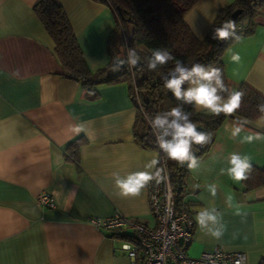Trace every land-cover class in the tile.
<instances>
[{
	"label": "crops",
	"instance_id": "1",
	"mask_svg": "<svg viewBox=\"0 0 264 264\" xmlns=\"http://www.w3.org/2000/svg\"><path fill=\"white\" fill-rule=\"evenodd\" d=\"M38 1L0 0V264H131L121 247L133 243L124 237L130 231L96 227L90 219L119 211L155 226L147 186L138 196L122 197L112 173L142 171L148 160L160 159L159 153L135 140L136 108L125 82L98 85L91 100L78 81L63 75L53 40L34 11ZM56 1L89 69L107 65L115 27L111 8L94 0ZM232 1L198 0L184 20L201 39L217 11ZM253 22L252 34L229 46L222 61L230 90L246 84L264 96V13ZM112 53L119 57L116 45ZM233 53H239V62L232 61ZM237 118L246 119H226L209 150L198 158L200 167L188 169L183 196L194 232L187 252L197 256L218 245L244 252L245 264H259L264 259V184L247 188L244 181L220 174L233 152L251 157L252 166L264 167V140L242 144L231 137L228 126ZM262 119L264 114L246 119L241 136L264 133L258 127ZM77 126L85 131L77 133ZM76 141L74 162L65 150ZM213 183L218 186L215 197L207 190ZM42 192L51 195L53 207L38 204ZM229 195L231 207L225 202ZM212 207L222 214L218 240L195 219L201 209Z\"/></svg>",
	"mask_w": 264,
	"mask_h": 264
},
{
	"label": "trees",
	"instance_id": "2",
	"mask_svg": "<svg viewBox=\"0 0 264 264\" xmlns=\"http://www.w3.org/2000/svg\"><path fill=\"white\" fill-rule=\"evenodd\" d=\"M108 5L114 14L115 27L109 36V53L111 61L91 71L79 47L75 34L67 16L56 0H39L34 11L54 43V53L63 69V75L78 81L86 90L87 99L97 97V87L102 83L125 82L136 108L134 137L144 148L156 149L159 158L166 161L169 181L178 202L184 201V189L188 173L187 166H180L175 161L168 160L166 155L155 143V136L146 116L154 117L157 113L170 110L180 102L175 100L171 92L164 87L161 74H166L174 66L170 61L157 71H149L143 59L135 68L123 65L119 70H113V46L120 45L126 57L127 49L135 47L143 58L151 54L153 49L163 48L176 59L191 65L198 62L204 66L212 65L222 69L223 78L228 85L222 56L225 50L236 41L229 39L220 41L212 38L213 29L229 19L237 23V33L241 37L252 34L253 18L264 13V0H233L229 5L221 7L211 23L206 35L197 38L184 20L185 13L198 0H94ZM240 8L241 13L232 18L231 12ZM125 32V34H124ZM187 85H184L186 87ZM229 87V85H228ZM235 91L244 93L241 107L231 116L221 114L213 116L195 110L193 106L184 105L191 112V119L203 131L211 133V140L204 146H194L199 149L195 154L203 156L211 147L217 129L226 119L242 117L253 120L262 115L257 105L264 103V96L246 84H241ZM94 92V95H89ZM79 141L71 143L65 150L67 158L77 162L75 154ZM247 188L264 184V167L253 166L249 178L244 181ZM134 242L130 235H124ZM259 264H264L261 259Z\"/></svg>",
	"mask_w": 264,
	"mask_h": 264
},
{
	"label": "clouds",
	"instance_id": "3",
	"mask_svg": "<svg viewBox=\"0 0 264 264\" xmlns=\"http://www.w3.org/2000/svg\"><path fill=\"white\" fill-rule=\"evenodd\" d=\"M213 39L226 41L232 39L239 41L241 36L237 33V23L231 19L224 21L219 27L213 29ZM143 59L144 65L149 71H157L174 61V66L161 74L164 87L168 89L175 100L180 103L170 110L157 113L154 117L146 116L148 123L155 136V143L158 148L166 155L168 160L175 161L180 166H187L190 170L200 167V161L196 156L198 148L194 151V146H204L209 143L211 133L198 130V126L191 119V112L184 108L190 105L198 110L205 111L213 116L224 114L231 116L241 107L244 93L242 91L230 90L226 85L222 69L212 65L204 66L195 62L191 65L176 59L169 51L163 48L153 49L151 54L141 57L136 48H128L126 57H114L113 70H119L123 65L135 68ZM233 62H239V53L231 56ZM187 85V87H184ZM90 92L89 95H94ZM260 113L264 114V103L257 105ZM248 120L237 118L228 126L233 139L239 138L240 143H253L254 141L264 140V133L250 132L241 136L245 131ZM258 127H264V119ZM77 133L85 131L83 127L77 126ZM227 167L220 169L221 175H228L233 181L241 182L249 178L252 171L251 157L233 152L226 157ZM160 163L158 158L148 160L142 171H132L125 175L119 172L112 173L114 187L122 197H135L140 195L149 182L160 183L165 179L162 175L164 169L158 168ZM217 185L209 184L207 190L212 197L217 195ZM233 197H226V203L232 206ZM240 214L239 209L236 212ZM222 214L217 212L215 207L201 209L195 219L201 230H207L206 234L215 239H220L223 235V224L221 223Z\"/></svg>",
	"mask_w": 264,
	"mask_h": 264
},
{
	"label": "built area",
	"instance_id": "4",
	"mask_svg": "<svg viewBox=\"0 0 264 264\" xmlns=\"http://www.w3.org/2000/svg\"><path fill=\"white\" fill-rule=\"evenodd\" d=\"M158 168H163L165 179L160 183L149 182L148 204L155 219V226L139 223L119 211L106 218H91L96 227L116 231H130L133 243L121 245L131 264H245L246 255L242 251H226L216 245L202 250L197 256H191L187 250L194 232V220L189 204L178 202L169 181L164 158L159 159ZM37 202L53 207L54 200L48 193H40Z\"/></svg>",
	"mask_w": 264,
	"mask_h": 264
},
{
	"label": "water",
	"instance_id": "5",
	"mask_svg": "<svg viewBox=\"0 0 264 264\" xmlns=\"http://www.w3.org/2000/svg\"><path fill=\"white\" fill-rule=\"evenodd\" d=\"M240 13H241V9L240 8H236V9H234L231 12V16H232V18H236ZM198 130H202L203 131V128L198 126Z\"/></svg>",
	"mask_w": 264,
	"mask_h": 264
},
{
	"label": "rangeland",
	"instance_id": "6",
	"mask_svg": "<svg viewBox=\"0 0 264 264\" xmlns=\"http://www.w3.org/2000/svg\"><path fill=\"white\" fill-rule=\"evenodd\" d=\"M124 34H125V32H124ZM116 45V47L118 48V54H119V56H120V54L122 53V50H121V48H120V45H118L117 43L115 44ZM114 45V46H115Z\"/></svg>",
	"mask_w": 264,
	"mask_h": 264
}]
</instances>
